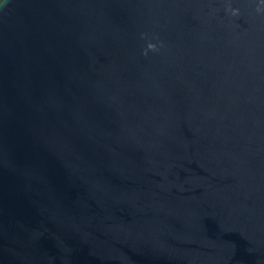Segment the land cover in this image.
Returning <instances> with one entry per match:
<instances>
[{"label": "water", "instance_id": "obj_1", "mask_svg": "<svg viewBox=\"0 0 264 264\" xmlns=\"http://www.w3.org/2000/svg\"><path fill=\"white\" fill-rule=\"evenodd\" d=\"M0 264H264V0H0Z\"/></svg>", "mask_w": 264, "mask_h": 264}, {"label": "clouds", "instance_id": "obj_2", "mask_svg": "<svg viewBox=\"0 0 264 264\" xmlns=\"http://www.w3.org/2000/svg\"><path fill=\"white\" fill-rule=\"evenodd\" d=\"M148 47L154 49V48L156 47V45H155V43H150V44L148 45Z\"/></svg>", "mask_w": 264, "mask_h": 264}]
</instances>
